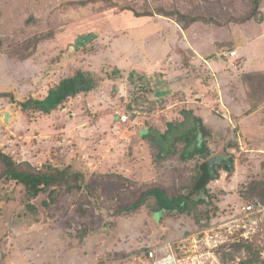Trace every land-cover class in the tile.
<instances>
[{
	"label": "rangeland",
	"instance_id": "374dc122",
	"mask_svg": "<svg viewBox=\"0 0 264 264\" xmlns=\"http://www.w3.org/2000/svg\"><path fill=\"white\" fill-rule=\"evenodd\" d=\"M75 1L0 0V91L12 92L18 101L42 97L78 68L98 79L94 91L47 116L27 114L16 101L1 97L0 150L36 167L51 162L84 169L114 211L145 184L189 177L195 160L181 162L175 155L158 162L153 144L143 137L154 135L171 149L175 136L196 126L195 115L213 131L215 153L238 141L239 148L230 150L234 172L222 170L210 182L218 212L204 228L184 214L161 219L165 209L153 220L152 200L134 214L84 213L80 191L62 192L57 203L39 206L41 199L29 200L23 186L0 181V264H152L148 247L166 242L182 264H242L257 250L259 260L252 264H264V215L241 218L237 211L248 202L242 190L264 178V104L235 117L249 106L241 75L264 71V19L233 21L248 13L252 0H109L115 5L93 0L86 6ZM116 4L203 15L220 24L187 25L177 15L158 13L136 17ZM261 10L264 18V1ZM48 32L33 55H14ZM234 49L237 58L222 56ZM120 113H131V120L121 122ZM169 123L172 130L164 140L159 132ZM5 168L0 160V175ZM107 223L109 230L103 229ZM215 234L221 244L209 247L205 237ZM241 240L252 249L234 245Z\"/></svg>",
	"mask_w": 264,
	"mask_h": 264
},
{
	"label": "trees",
	"instance_id": "16d2710c",
	"mask_svg": "<svg viewBox=\"0 0 264 264\" xmlns=\"http://www.w3.org/2000/svg\"><path fill=\"white\" fill-rule=\"evenodd\" d=\"M93 0H76L77 4L86 6ZM109 1V0H108ZM264 0H252V7L248 13L241 17L234 18L233 21L247 22L253 19L263 21L261 4ZM111 5L114 2L109 1ZM122 10H129L136 17L154 16L156 13L166 16L177 15L178 20L183 23L191 24L198 21L205 23L220 24L213 17L203 15H187L180 11L167 12L164 8L156 10L145 9L139 11L131 4L118 5ZM222 24V23H221ZM50 33L36 35L32 40L26 42L22 49L16 48L14 55L26 59L35 53L38 45L49 38ZM0 38V48L2 46ZM241 82L244 86L245 100L249 105L243 114L235 117H242L256 110L260 105L264 104V71H248L241 75ZM98 86L97 77L89 70L78 68L72 74L61 78L58 82L52 83L47 93L42 97L30 96L23 100H16L12 92L0 91V98L9 97L12 101H16L19 106L27 114L37 112L41 115H51L61 108L69 99L77 97L80 94L94 91ZM192 112V111H188ZM187 113V110L184 111ZM196 126L190 128L187 133L177 135L172 141V148L167 149L164 145L155 138L154 135H145L144 139H150L153 144L156 161L164 162L172 156L177 155L181 162L195 160V165L192 168V173L184 181L180 182L178 177H174V181L170 184L162 182H151L141 186L135 191L132 201L122 207L111 211V205L105 206L101 201L99 192L96 186L88 178L87 172L82 168H76L72 164L58 165L54 163H45L41 167L34 166L29 160L18 162L12 155L0 150V160L6 166L0 175V181H5L6 184L13 186L21 185L25 189L26 196L29 200L40 198L39 206H50L51 203H57L58 196L64 193L80 191L84 195V201L80 204V209L84 213L89 210H98L103 213L104 210L112 216H121L126 214H134L143 204L152 200L151 217L154 220L155 213L163 211L165 216L184 214L191 217L195 226L204 228L210 224L212 218L217 214V206L214 202L213 194L209 188L211 181L220 177L221 171H226L228 175L234 172L235 156L230 152L232 148H239L237 140H230L228 145H224L223 153H215L210 146V141L213 136V131L206 128L202 124V118L195 116ZM147 121L146 126L150 125ZM151 126V125H150ZM172 123H169L165 132H159L164 140L168 139V133L172 130ZM157 130L156 127L151 126ZM160 131V130H158ZM157 131V132H158ZM216 156L217 161L211 166V158ZM182 165V164H181ZM181 165L175 167V170H181ZM122 178V177H121ZM179 181V182H177ZM247 193V201L253 202L257 200L264 201V178L256 181H251L244 188ZM28 205L37 210V206L29 202ZM259 218V216H256ZM109 223L103 226V229L109 230ZM241 242V243H240ZM236 243V242H235ZM221 244V243H220ZM218 244L217 246H219ZM236 246H245L248 250L252 249V245L247 241L241 240L234 244ZM151 247H148L147 253ZM175 254V251H173ZM177 254V253H176ZM175 254V255H176ZM178 256V255H176ZM260 257V252L254 251L252 257L242 260V264H252L257 262ZM261 262L264 263V260Z\"/></svg>",
	"mask_w": 264,
	"mask_h": 264
},
{
	"label": "built area",
	"instance_id": "2783aa9c",
	"mask_svg": "<svg viewBox=\"0 0 264 264\" xmlns=\"http://www.w3.org/2000/svg\"><path fill=\"white\" fill-rule=\"evenodd\" d=\"M222 56L229 58L231 61L234 58L238 57V51L234 50H225L222 52ZM118 118L121 122H128L132 118L131 113H120ZM238 214L241 218H249L251 216H262L264 215V201L257 200L253 202H244L241 206L237 207ZM257 223V220H253ZM245 227V226H243ZM213 230V229H212ZM217 235H208L206 236V243L209 247L217 246ZM210 239H212V244ZM194 241H197L195 238ZM158 252H161L160 255ZM163 254V256L161 255ZM148 258L152 264H182L181 260L174 254L172 246L170 243L166 242L159 247L151 248L148 252Z\"/></svg>",
	"mask_w": 264,
	"mask_h": 264
},
{
	"label": "water",
	"instance_id": "95a60500",
	"mask_svg": "<svg viewBox=\"0 0 264 264\" xmlns=\"http://www.w3.org/2000/svg\"><path fill=\"white\" fill-rule=\"evenodd\" d=\"M9 117H10V112H6V113L4 114V120L7 121V120L9 119ZM217 159H218V158H216V156H214V157L211 158V166L213 165V163H214L215 161H217Z\"/></svg>",
	"mask_w": 264,
	"mask_h": 264
},
{
	"label": "crops",
	"instance_id": "0c3cea01",
	"mask_svg": "<svg viewBox=\"0 0 264 264\" xmlns=\"http://www.w3.org/2000/svg\"><path fill=\"white\" fill-rule=\"evenodd\" d=\"M143 127V126H142Z\"/></svg>",
	"mask_w": 264,
	"mask_h": 264
}]
</instances>
